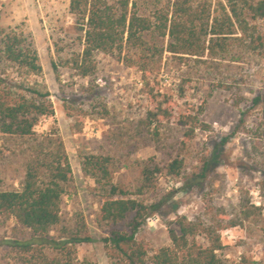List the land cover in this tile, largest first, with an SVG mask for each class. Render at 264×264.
<instances>
[{"label":"rangeland","instance_id":"rangeland-1","mask_svg":"<svg viewBox=\"0 0 264 264\" xmlns=\"http://www.w3.org/2000/svg\"><path fill=\"white\" fill-rule=\"evenodd\" d=\"M70 3L71 0H0V30L19 29L30 35L43 68L42 75L29 78L19 76L17 67L9 68V73L17 81L40 82L49 89L55 116L43 118L36 132L60 136L73 168L62 223L52 237H60L63 228L75 229L77 221L83 219L94 242L78 245L80 262L111 264L101 239L115 230L127 231V224L112 226L101 221L96 184L83 172V158L111 157L115 181L136 193L143 183L145 163L153 160L164 166L173 155L185 160L186 176L176 180L163 172L153 189L137 196L148 206L158 207L138 238L155 248L169 246L168 224L177 216L201 217L212 200L214 207L232 218L239 213L242 201L250 200L262 208V214L244 226L222 231L220 256L228 264H264V155L255 150L253 137L264 119L262 108L254 106V100L264 95V52L236 51L202 66L172 60L157 62L146 71L140 64L130 68L109 55L96 54V74L82 78L65 65L83 50L82 33L70 14ZM148 8L144 5L146 13ZM147 39L163 44L152 36ZM54 62L58 72L53 69ZM90 87L96 88L93 93L87 91ZM151 90L153 94L166 95L175 107V119L159 127L158 139L154 137L155 127L150 135L138 128L154 108ZM188 113L198 117L195 136L190 141L180 125L181 117L186 120ZM225 139L228 142L223 144ZM34 144L32 138L0 133V190L20 189ZM206 159L211 165L207 179L200 182L195 175ZM187 181L190 186L186 188ZM30 235L15 220L0 218V242L29 239ZM199 241L207 243L204 236ZM8 253L7 247L0 246V264H10Z\"/></svg>","mask_w":264,"mask_h":264},{"label":"trees","instance_id":"trees-1","mask_svg":"<svg viewBox=\"0 0 264 264\" xmlns=\"http://www.w3.org/2000/svg\"><path fill=\"white\" fill-rule=\"evenodd\" d=\"M144 5L149 6V13L144 11ZM70 14L76 18L82 33L83 50L74 54L65 65L82 78L96 74V54L109 55L130 68L140 64L146 71L149 65L157 62L172 60L202 66L236 51L245 54L264 52V0H150L148 3L140 0H71ZM148 36L162 40L163 44L150 43ZM12 67L18 68L19 76L26 75L27 78L43 73L30 35L19 29H2L0 133L21 139L32 138L35 144L20 189L0 190V218L15 220L30 232V238L2 240L0 246L9 249L10 264H93L89 261L81 263L78 256V245L94 242L83 219L77 221L75 229L63 228L60 237L51 235L62 223L63 202L70 194L73 168L60 136L36 132L43 118L55 116L49 89L40 82L17 81L9 73ZM53 69L58 72L55 62ZM95 89L90 87L87 91L93 93ZM153 93L151 90L154 108L138 128L142 127L150 135V130L155 127L154 137L158 139L159 127L175 119V107L166 95ZM254 106L261 107L264 116V95L254 100ZM197 122L198 117L190 113L186 120L181 117L180 125L186 130L187 141L194 138ZM142 130L140 136L144 134ZM253 137L255 150L264 155V119ZM226 142L228 139L223 144ZM169 158L164 166L153 160L145 163L143 183L136 193L125 190L115 181L111 157L88 155L83 158L82 170L96 184L101 221L112 226L127 224V231L115 230L101 239L110 263L228 264L220 256L223 250L221 232L244 226L262 214V208L251 204L250 200H243L239 213L232 218L214 207L212 200L207 202L201 217L177 216L176 221L168 224L169 246L155 248L138 238L141 228L158 207L148 206L137 196L153 189L157 176L163 172L176 180L186 176L185 160L173 155ZM210 165L209 159L204 160L195 175L196 180L207 179ZM189 186L190 181H187L185 187ZM201 236L206 239V244L199 241Z\"/></svg>","mask_w":264,"mask_h":264}]
</instances>
